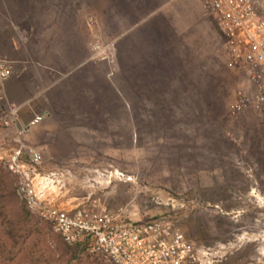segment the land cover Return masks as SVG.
<instances>
[{
    "label": "rangeland",
    "instance_id": "1",
    "mask_svg": "<svg viewBox=\"0 0 264 264\" xmlns=\"http://www.w3.org/2000/svg\"><path fill=\"white\" fill-rule=\"evenodd\" d=\"M74 37L95 60L70 73ZM0 57L53 113L22 140L61 175L64 205L169 217L211 264H264V113L234 111L256 87L200 0H0ZM33 115L0 129V264H108L18 197L1 156Z\"/></svg>",
    "mask_w": 264,
    "mask_h": 264
},
{
    "label": "built area",
    "instance_id": "2",
    "mask_svg": "<svg viewBox=\"0 0 264 264\" xmlns=\"http://www.w3.org/2000/svg\"><path fill=\"white\" fill-rule=\"evenodd\" d=\"M213 15L224 35L232 59L246 64L256 90L251 98L234 104L264 113V14L259 0H200ZM97 46L96 56L105 58ZM13 74L11 61L0 57V98ZM20 107L10 104L0 118V129L19 124ZM44 120L37 114L18 127L17 146L2 155L8 170L17 178L16 193L24 205L47 221L70 246L101 255L108 264H211L212 250L193 243L169 217L133 221L123 210H108L97 204L64 205L60 200L61 175L43 171V156L22 137Z\"/></svg>",
    "mask_w": 264,
    "mask_h": 264
},
{
    "label": "crops",
    "instance_id": "3",
    "mask_svg": "<svg viewBox=\"0 0 264 264\" xmlns=\"http://www.w3.org/2000/svg\"><path fill=\"white\" fill-rule=\"evenodd\" d=\"M80 44H82L81 42H79L77 37H74L71 39V45L69 47V54L72 56H75L78 54V59L77 61L73 60L71 61L73 67L72 70H70V73H74L77 70H80L81 68H83L86 64H88L91 61H94L95 59H93V52L90 53L88 50V43L86 44V47L82 46L80 47ZM78 47V48H77ZM81 52V53H80ZM14 63V62H13ZM12 63V64H13ZM46 88V86H45ZM6 96L8 94L10 100H11V104L13 105H17L20 107V113H24L27 114L28 112H30V109H32V111L35 113V115L37 114H41L44 116V119H52L53 118V113L51 111L45 110V109H38L36 111L35 109V101L42 99L41 94H32L30 95L28 90L26 89V85L24 83V81H21L18 77L16 78L15 76H12L11 78H9V80L6 83ZM47 97L46 100L47 101ZM38 103V102H36ZM33 115V117L35 116ZM28 122V121H26Z\"/></svg>",
    "mask_w": 264,
    "mask_h": 264
},
{
    "label": "trees",
    "instance_id": "4",
    "mask_svg": "<svg viewBox=\"0 0 264 264\" xmlns=\"http://www.w3.org/2000/svg\"><path fill=\"white\" fill-rule=\"evenodd\" d=\"M259 162H260L261 165L263 166V171H264V160L259 159ZM259 176H260V174H259ZM77 247H79V246H77Z\"/></svg>",
    "mask_w": 264,
    "mask_h": 264
}]
</instances>
